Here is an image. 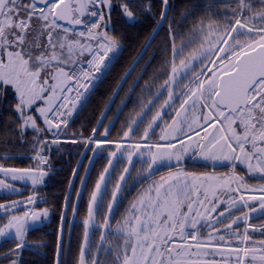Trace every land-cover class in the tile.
<instances>
[{"label":"snow or ice","instance_id":"1","mask_svg":"<svg viewBox=\"0 0 264 264\" xmlns=\"http://www.w3.org/2000/svg\"><path fill=\"white\" fill-rule=\"evenodd\" d=\"M149 19L145 43L91 133L83 125L69 133L118 59L125 33L117 32V23L135 26ZM165 22L167 35L156 49L164 58L151 78L162 82L155 93L145 82L141 93L149 98L141 96L139 110L112 137L114 121L103 120ZM138 83L139 77L130 91ZM125 105L121 101L116 119ZM29 132L35 165L0 164V193L21 195L17 182H30L32 189L26 200L0 203V243L12 245L0 259L25 264V250L45 247L30 244L28 236L43 226L50 209L34 206L47 203L38 190L52 172V151L70 144L93 155L84 175L80 160L72 169L55 264H67L73 255L71 229L89 189L90 166L101 152H107L108 165L91 187L74 264H264V238L254 240L256 233L264 237V223L249 222L255 212L264 217V0L259 6L255 0H208L203 10L193 3L179 14L175 0H160L159 9L153 0H0V144L28 143ZM16 158L6 153L0 160ZM135 158L146 165L145 180L161 167L168 170L141 186L121 211ZM189 159L213 171L189 170ZM119 160L127 166L109 198ZM218 165L229 170L218 172ZM22 205L32 208L21 214Z\"/></svg>","mask_w":264,"mask_h":264},{"label":"trees","instance_id":"2","mask_svg":"<svg viewBox=\"0 0 264 264\" xmlns=\"http://www.w3.org/2000/svg\"><path fill=\"white\" fill-rule=\"evenodd\" d=\"M153 2L156 8L159 9L160 1L153 0ZM207 2L208 1H204V0H175L178 14L180 11L183 10L184 7L191 6L193 3L199 4L201 6V9L203 10V8L206 7ZM255 2L257 6H259L258 0H255ZM214 10H222V9L218 8ZM113 15L115 18L116 14L114 13ZM196 18L198 20L200 18V15L198 14ZM187 24L190 26L191 20H189ZM151 27H152V21L150 19L145 21L142 25L137 24L135 26H124L120 22L117 23V32H119L122 28L125 33V39L122 41V48L117 53L118 59L116 60L112 68V71L108 74V76L104 79L103 83L99 85L95 93L92 95L88 105L85 106L75 117L74 120V127L76 128L75 131L79 132L81 126L83 125L85 134L87 135L91 133L92 127L96 125V121L101 115L104 106L107 104L119 80L121 79L125 71L129 68L131 63L134 61L137 54L140 52L141 47L145 43L146 38L151 31ZM167 28H168V24L167 22H165L163 28L159 32V35L152 42L151 47L148 49L149 56L151 53L154 52H155V56L152 59V63L149 64L146 72L142 76L140 87L142 86V84L145 85L146 81L149 83L152 80L151 78L154 75V73H157L156 69L160 67V64L164 57L162 53L156 51V49L158 46L159 47L163 46V39L167 35ZM179 43L180 41L178 40L177 44ZM168 59L169 60L171 59L170 46L168 52ZM177 63H179V60H177ZM139 67H143V64L141 63ZM135 76L136 75H133L129 78L125 86L120 90L118 96L116 97L117 100L118 99L121 100L125 98V96L128 93V91H126V85L132 82ZM139 88L133 92L129 101L127 102L123 110V113L121 115V119L118 121L116 132L120 131L122 124L129 118L131 114H133L134 110L138 111L141 96L143 95V98H145V93L142 94ZM4 152L5 150H0V154ZM27 152H30L31 154L33 153L32 150ZM52 177L53 175L50 176L49 180L46 181L44 185H41L38 190L39 197L46 198L47 203L38 202L34 206L35 209L36 208L50 209V215L48 221L45 222V224H43V226L40 227L38 230H33L32 232H30L28 236V240L30 244H43L45 245V247L34 248L31 251L25 250V252L23 253V259L25 264H54L57 232H58L60 214L63 206L62 193L64 192L65 186L61 185V187H59L62 193L60 197H58L59 192L57 190L59 188L58 185H56V183L53 182L55 178ZM259 183L260 181L253 182L252 184L258 185ZM24 194L27 195V197L30 194H32L31 187L29 188V191ZM16 197L17 196L9 197L5 193H0V203L9 202L10 200L15 199ZM28 207L29 206L27 207L22 206L21 210H26ZM263 222L264 220L258 222V224ZM78 228L79 230L75 232L76 234H74V238L72 239L73 255L69 256L68 259L70 262L69 264H74V260L78 250V245L80 243V237L83 231L82 224H80ZM257 238H264V237H261L258 233H256L254 234V240ZM11 246L12 245H9L7 243H1L0 256H2L3 253L7 252L8 248ZM0 264H9V261L0 259Z\"/></svg>","mask_w":264,"mask_h":264},{"label":"flooded vegetation","instance_id":"3","mask_svg":"<svg viewBox=\"0 0 264 264\" xmlns=\"http://www.w3.org/2000/svg\"><path fill=\"white\" fill-rule=\"evenodd\" d=\"M258 2H259V0H258ZM149 57L150 56H149L148 52H146L144 57H143V59L140 61L138 66L133 71L131 76H133V75H136V76L133 78L132 82H130V83H128V85H126V91L130 90L135 78L141 72V70L144 68V66H145L147 60L149 59ZM141 63L143 64V67H139V65ZM158 69H156L157 72H158ZM129 78L127 79V81L129 80ZM140 82H141V80H140ZM140 82L137 85V87L135 88V90H137L140 87V85H141ZM161 82H162L161 80H156V81L151 80L149 82V84L154 85L151 88L152 93H155V91H156L155 85H158ZM125 84L123 85V87L125 86ZM144 86L145 85L142 84V86L139 88V90H141ZM148 98H149V94L147 92H145V98L144 99L147 100ZM166 98H167V93L165 92V95L163 97H161L160 101L157 102V106L160 103H162L163 100L166 99ZM123 99H121V100H119V99L117 100V98L115 99L114 103L111 106V110L108 112V118L104 119V121H103L104 125H107L110 120L114 119L116 108H117V106L119 105V103ZM154 111H155V108L153 109V113H150V115L154 114ZM122 113H123V111H122ZM122 113H121V115H122ZM121 115L117 119V122H116L114 128L112 129V137H115L116 134L118 133V132H116V129H117V126H118V121L121 119ZM75 117L72 120L71 127L68 130L69 133H71L72 131L76 130V128L74 127ZM103 130H104V128H103V126H101L100 127V131L103 132ZM156 132L158 134L159 133V129H157ZM31 138H32V133L29 132L28 133V141H29L28 143H25V144H22V145H20V144L14 145V144L10 143L6 147L3 144H0V150H5L4 153L0 154V157L4 156L6 153L14 154L17 157L16 159H13V160H7V161L0 160V164H4V166H6V167H13V166H15V167H30V166H34L35 165V161L32 159L34 153L31 154L30 152H27V151L32 150ZM50 139L51 138L49 137V140ZM82 152L84 153L83 157L80 156V153H82ZM21 154H23V155H21ZM45 154L47 155V153H45ZM92 155H93V153L91 152V150L85 151V149L83 147H77L75 145H70V144L69 145H65L63 147V151L62 152L56 151L55 149L52 151V153L50 155V160H51V163L53 165V168H52V172L50 173V175L46 178V181H48L49 177L53 175L52 178H55L53 182L56 183V185H58V188L61 187V185L65 186V189H64L63 193L60 191V188L57 190L59 192L58 197H60V195L62 193L63 203H64V199H63L64 195L68 191V181L72 178V169L74 167H76L77 161L80 160L81 161L80 175L81 176L84 175L85 167L89 166V157H91ZM107 165H108L107 152H101V153H99L97 155V157L95 158V160L92 162V164L90 166L89 189H88V191H85L84 196H83V198H82V200L80 202L81 215L77 216L75 218L76 219V223L73 224L72 229H71V231H72V239L74 238V234H76L75 232L79 230V228H78L79 225L82 224L81 221H82L83 215L86 213L87 200L89 198L91 187L94 185V182L98 178L99 173ZM125 166H127V161L126 160H119V161L115 162V168L112 170L113 171L112 184L109 185V190H108L109 191V198H110V193H111V191H112V189H113V187L115 185V182L118 180L119 175L121 174V172L123 171V168ZM187 167L189 168V170L195 169L197 171H209V172L213 171V168L211 167L210 164L206 166L205 162L199 161V160L194 162L193 160L189 159L188 162H187ZM142 168H146V165H142L140 163L139 159L136 158L135 165L131 166V174L128 175V185H127V187L130 189V192H128L126 194L127 198L123 201V203L121 205V211L127 205L128 200L131 199V197L141 188V186L146 187L147 184L150 183L152 179H159V176L161 174H163V173H166L167 170H168L166 167H161V168H159V171H157L154 174V176L149 177L147 180H145V179H143V177L146 176L147 173L145 171H141ZM215 170L218 171V172H227L229 169L224 167V166L218 165ZM253 182H259V180L253 179V180L250 181V183H253ZM16 186L17 187L18 186L19 187H23L25 189V191H23L21 195H7V196H9V197L17 196L16 198H20V197L27 198V195H25L24 193L28 192L29 188L31 186H29V185L25 186V184H23L21 182H17ZM79 187H80V180H79V178H77L76 181H75V188H79ZM75 188L72 191V200L73 201H75V199H76ZM106 203H107V201L105 202V204ZM119 215H120V213L118 212L116 214L117 218H119ZM237 215H239V213H237ZM252 216H253V218L250 219V221H249L251 224H254V225L258 226L259 225L258 222L264 220V217H260L258 215V212L253 213ZM68 219L69 220L72 219V211H71L70 207H69V210H68ZM114 225H115V220H113V226ZM250 231H251V229H250ZM68 233H69V226H68L67 223H65V225H64L65 242H67ZM82 233H83V231H82ZM97 238H98V234H97ZM259 239H262V238H257L255 240H259ZM81 240H82V234H81V237H80V242H81ZM74 246H75V244H74ZM64 259H65V257H62V260H64ZM66 259H67V264H69L70 263L69 260H68L69 257H67Z\"/></svg>","mask_w":264,"mask_h":264},{"label":"water","instance_id":"4","mask_svg":"<svg viewBox=\"0 0 264 264\" xmlns=\"http://www.w3.org/2000/svg\"><path fill=\"white\" fill-rule=\"evenodd\" d=\"M159 1H160V0H159ZM152 54H153V53H152ZM152 54H151L150 56H152ZM144 55H145V54H144ZM134 60H135V59H134ZM148 60H149V59H148ZM148 60H147V61H148ZM133 62H134V61H133ZM133 62L131 63V65L133 64ZM146 64H147V62H146ZM146 64H145V66H146ZM131 65H130V66H131ZM148 65H149V64H148ZM148 65H147V67H148ZM130 66H129V67H130ZM137 66H138V64L136 65V67H137ZM145 66H144V68L141 70V72L143 71V74H144L145 71H146V70H145ZM136 67H135V68H136ZM146 69H147V68H146ZM134 70H135V69H134ZM134 70H133V71H134ZM133 71H132V73H133ZM141 72L137 75V77L135 78L134 81H136L137 78L139 77V82H140V80H141V78H142V76H143V75L141 76ZM132 73H131V75H132ZM123 75H124V74H123ZM131 75H130V76H131ZM130 76H128V78H129ZM128 78H127V79H128ZM126 81H127V80H126ZM119 82H120V80H119ZM119 82H118V84H119ZM125 83H126V82H124L123 85H124ZM133 83H134V82H133ZM118 84H117V86H118ZM138 84H139V83H138ZM138 84L135 85V88L137 87ZM117 86L115 87V89L117 88ZM132 86H133V84H132ZM132 86H131V88H132ZM122 87H123V86H122ZM122 87L120 88V90L122 89ZM131 88H130V89H131ZM115 89H114V90H115ZM113 92H114V91H113ZM119 92H120V91H119ZM133 92H134V91H130V90H129L128 93H127V95H126V97H125L122 101H126V104H127V102L129 101L131 95L133 94ZM112 95H113V93H112ZM112 95H111L110 97H112ZM117 96H118V95L115 96V99H116ZM114 101H115V100H114ZM108 102H109V100H108ZM108 102H107V103H108ZM112 104H113V103H112ZM112 104H111V106H112ZM120 105H121V102L119 103L118 106H120ZM118 106H117V108H118ZM125 106H126V105H125ZM125 106H124V107H125ZM124 107H123V109H124ZM117 108H116V111H115V117H114V119L112 120V121H114V126H115V124H116V122H117V119H116ZM103 110H104V109H103ZM103 110H102V111H103ZM101 113H102V112H101ZM121 113H122V111L120 112L119 117H120ZM100 117H101V115L99 116L98 119H100ZM103 121H104V120H103ZM108 124H109V123H108ZM108 124H107V125H108ZM114 126L112 127V129L114 128ZM156 130H157V129H156ZM103 131H104V130H103ZM135 159H136V158H135ZM64 225H65V224H64ZM59 230H60V220H59V226H58L57 236H58V234H59ZM61 259H62V257H61ZM55 260H56V256L54 257V264H55Z\"/></svg>","mask_w":264,"mask_h":264},{"label":"rangeland","instance_id":"5","mask_svg":"<svg viewBox=\"0 0 264 264\" xmlns=\"http://www.w3.org/2000/svg\"><path fill=\"white\" fill-rule=\"evenodd\" d=\"M204 1H208V0H204ZM22 183V182H21ZM31 186V184H30V182L27 184V185H25V186ZM18 188H20L21 189V192H23V191H25V189L23 188V187H19L18 186ZM27 198H25V197H20V198H15V199H12V200H26ZM12 200H10V201H12ZM35 210H37V211H39V210H41V208H36ZM23 211H25V210H20V212H21V214H22V212ZM49 218V217H48ZM48 221V219L47 220H45L44 222H43V224H45V222H47ZM1 244V243H0Z\"/></svg>","mask_w":264,"mask_h":264},{"label":"built area","instance_id":"6","mask_svg":"<svg viewBox=\"0 0 264 264\" xmlns=\"http://www.w3.org/2000/svg\"><path fill=\"white\" fill-rule=\"evenodd\" d=\"M26 210H31V206H29ZM242 230H243V227H242Z\"/></svg>","mask_w":264,"mask_h":264}]
</instances>
